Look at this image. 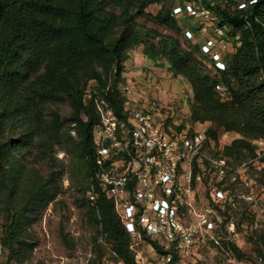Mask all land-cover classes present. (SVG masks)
Wrapping results in <instances>:
<instances>
[{
  "label": "trees",
  "instance_id": "1",
  "mask_svg": "<svg viewBox=\"0 0 264 264\" xmlns=\"http://www.w3.org/2000/svg\"><path fill=\"white\" fill-rule=\"evenodd\" d=\"M163 1L0 0V213L10 247L23 237L19 233L22 219L56 194L54 175L44 178L39 170L27 171L24 162L35 149L48 148L56 136L60 137L64 123L59 112L51 111L48 118L45 105L62 97L71 103L70 122L75 123L77 142L71 147L76 159L74 172L83 163V177L78 182L84 193L96 186L97 198L86 197L87 205L95 201L100 212L99 218L91 210L92 218L102 224L125 263L137 264L130 235L114 203L93 180L94 130L101 123L98 103L108 102L117 116L124 117L117 82L122 61L136 46L149 44L146 53L150 58L170 53L173 70L187 75L193 86L191 121L211 122L243 136L228 150L252 146L248 139H264V0L247 10L231 8L230 0L214 7L206 4L221 25L242 35L238 51L227 56L226 69H215L219 77L207 75L184 60L171 47L172 40L165 38L155 45L154 36L142 29L138 16L159 24L169 20L163 8L158 14L147 11L150 5ZM89 80L97 85L87 98ZM218 84L226 88V94L217 89ZM211 132L206 130L216 141L217 131ZM153 240L159 253H167L157 239ZM233 250L239 259L248 258L237 245ZM173 258L178 259L176 253Z\"/></svg>",
  "mask_w": 264,
  "mask_h": 264
},
{
  "label": "rangeland",
  "instance_id": "2",
  "mask_svg": "<svg viewBox=\"0 0 264 264\" xmlns=\"http://www.w3.org/2000/svg\"><path fill=\"white\" fill-rule=\"evenodd\" d=\"M190 1L193 0H164L147 8V11L153 14H158L163 8L164 13L169 16L166 23L159 24L144 16H138L137 21L144 26L143 30H149V37L154 36L152 41L155 45H159L165 38L172 40L171 47L176 49L184 60L194 63L207 75L219 77L211 67V55L201 50V45L208 37L221 38L219 34L213 35V24L210 23L211 27L203 30L205 32L194 33V36L189 38L186 31L195 30L200 21L187 14L173 12L176 6ZM196 1L206 7V4L212 7L224 5L221 0ZM211 13L214 18H218L214 11ZM227 28L230 44L226 45L225 49L227 53H236L243 43L241 32L228 26ZM148 45L141 44L128 51L127 57L121 63V77L127 73L130 76L134 74V77H137L135 73L146 76L152 72L156 73L161 78L160 89L156 94L163 102L181 103L187 112L184 115L190 125L202 131L208 130L210 134L212 130H216L217 140L210 143L208 151L217 157L222 156L227 161L225 168L215 167L214 178L213 172L201 175L193 196L191 223H197L196 213L206 212L209 217L215 219L216 235L214 238L203 236V241L198 239L191 254L179 256L176 264H264V139H248L252 146H241L230 151L227 148L232 147L235 140L243 138L240 133L225 131L211 122L193 123L187 118V115H191L194 99L189 77L173 70L170 53H161L150 58L146 53ZM117 68L114 69L113 75ZM133 81L141 88L142 84H146L144 79L138 81L134 78ZM96 85L95 80L88 81L85 97L92 96ZM96 92L99 96L100 92ZM100 103L101 101L98 104ZM51 111H58L60 121L64 123L60 137L56 136L52 146L48 148L35 149L28 156L29 161L24 163L27 164V171L39 170L44 178L54 175L56 194L49 203L34 207L29 218L22 219L19 233H22L23 237L18 238L11 247L3 224V214L0 213V264H126L117 252L114 242L103 232L102 224L92 218L91 210L95 211L94 214L99 218L100 212L95 201L87 205L86 197L89 193H84L78 182V178L83 177V163L78 166L76 173L74 172L76 159L71 147L73 141L77 142V137L75 123L70 122L72 105L61 97L60 101L45 105L48 118L51 117ZM39 157L44 159L39 160ZM221 170L224 171L220 172ZM216 187L227 189L228 193L217 207L210 204L213 202L212 193ZM208 208H211L210 211ZM233 245H237L248 258L239 259ZM137 247L146 264L158 262L161 253L155 247L151 236L143 234ZM132 251L138 264V252Z\"/></svg>",
  "mask_w": 264,
  "mask_h": 264
},
{
  "label": "built area",
  "instance_id": "3",
  "mask_svg": "<svg viewBox=\"0 0 264 264\" xmlns=\"http://www.w3.org/2000/svg\"><path fill=\"white\" fill-rule=\"evenodd\" d=\"M221 1L227 3L229 0ZM230 2L233 9L247 10L258 0ZM212 11L193 0L176 6L173 12L200 21L195 30L186 31L189 38L194 33L205 32L211 27L209 24H213V35L219 34L221 38L208 37L201 50L211 55V67L225 70L229 54L225 47L230 44L228 28L213 17ZM247 17L245 15L246 20ZM135 76L123 74L117 82L118 92L123 97V118L114 113L108 102L98 105L101 123L94 130L96 168L93 180L114 203L130 235V248L138 252L143 234L151 236L167 250L156 264H176L174 253L178 257L189 256L198 239L203 241V236L216 235L215 219L206 212L196 213L197 223H191L193 196L201 175L213 172L214 178L215 167L225 168L227 161L208 151L214 139L187 122L181 103L163 102L156 94L161 84L156 73L147 76L135 73ZM134 78L144 79L146 84L137 87ZM216 87L226 92L222 84ZM214 189L212 199L218 205L228 193L227 189ZM89 196L92 200L97 198L94 184ZM136 260L138 264H146L139 252Z\"/></svg>",
  "mask_w": 264,
  "mask_h": 264
}]
</instances>
